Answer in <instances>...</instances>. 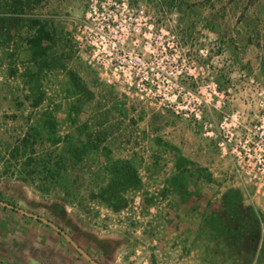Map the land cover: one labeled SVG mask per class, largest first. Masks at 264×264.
Returning a JSON list of instances; mask_svg holds the SVG:
<instances>
[{
    "label": "rangeland",
    "instance_id": "1",
    "mask_svg": "<svg viewBox=\"0 0 264 264\" xmlns=\"http://www.w3.org/2000/svg\"><path fill=\"white\" fill-rule=\"evenodd\" d=\"M97 1L132 9L131 20L122 17L131 35L120 53L134 86L101 80L103 70L79 47L75 34L91 0H0V17L23 13L53 37L44 72L32 61L28 26L10 44L0 40V201L50 220L100 264H194L196 253L176 250L178 231L190 236L191 225H199L204 263L245 264L223 241H209L206 222L229 191L264 220V189L245 174L254 159L222 146L264 116V0ZM116 161L133 164L143 184L125 192L118 212L101 197ZM178 177L186 202L173 191ZM37 221L0 205V233L19 224L53 233L73 260L92 264ZM252 262L264 264V251Z\"/></svg>",
    "mask_w": 264,
    "mask_h": 264
},
{
    "label": "trees",
    "instance_id": "2",
    "mask_svg": "<svg viewBox=\"0 0 264 264\" xmlns=\"http://www.w3.org/2000/svg\"><path fill=\"white\" fill-rule=\"evenodd\" d=\"M25 26L34 31V34L27 40L32 61L40 66V72H44L50 68V43L53 37L47 27L42 25L40 21L26 19L23 13H14L10 17H0V40L3 41L6 38L7 43L10 44L13 41V33ZM24 141L23 146L28 148V139ZM94 148L88 147L87 150H93ZM71 154V159L79 156H74L73 152ZM106 173L109 174L110 181L107 187L101 190V197L109 208L118 212L126 208L128 203L125 192L140 190L143 184L139 178L138 169L127 161L110 163L106 168ZM172 185L173 191L179 195L181 201L186 202L189 190L188 186L185 185V181L178 177L174 179ZM222 203V211L213 213L206 222V227L211 235L209 241H223L231 257L244 256L246 257L245 264H252V258L258 253V249L264 251V220L255 208L244 205L243 198L238 191L227 192L223 196ZM62 211L61 207H55L58 220L63 218ZM37 222L44 224L40 221ZM44 225L53 229L46 224ZM57 234L63 237L59 233Z\"/></svg>",
    "mask_w": 264,
    "mask_h": 264
},
{
    "label": "built area",
    "instance_id": "3",
    "mask_svg": "<svg viewBox=\"0 0 264 264\" xmlns=\"http://www.w3.org/2000/svg\"><path fill=\"white\" fill-rule=\"evenodd\" d=\"M125 13L131 20L132 9L128 3L108 5L91 0L86 20L78 26L75 39L81 49L89 51L92 59L99 65V70H103L99 75L101 80L106 78L108 83L114 84L120 83L123 77L128 80L130 86H134L136 83L132 82V68L124 66L123 55L120 53L131 35L129 25L126 26L127 20H122ZM152 29L150 26L149 30ZM163 49H166L165 46ZM129 59L132 61V53H129ZM134 59L138 64H144V59L139 55H135ZM136 86L139 91L147 90L146 83H137ZM222 146L224 153L232 157L254 159V169L245 171V174L259 180L261 188L264 189V116L258 119L248 133L226 135ZM237 174L243 176L242 169H239Z\"/></svg>",
    "mask_w": 264,
    "mask_h": 264
},
{
    "label": "crops",
    "instance_id": "4",
    "mask_svg": "<svg viewBox=\"0 0 264 264\" xmlns=\"http://www.w3.org/2000/svg\"><path fill=\"white\" fill-rule=\"evenodd\" d=\"M191 226V230L187 228L192 232L191 237L186 230L178 231L182 239L176 250L181 255L183 253L188 255V252L193 251L197 254L194 264H207L204 263V251L199 245L200 235H196L199 232V225ZM43 232L41 235L48 234L50 241L45 240V235L42 237L38 232L23 229L20 224L16 229L10 227L4 229V232L0 233V264H80L76 259L73 260L68 249L61 247L59 239L53 233ZM189 237L190 239L186 240Z\"/></svg>",
    "mask_w": 264,
    "mask_h": 264
},
{
    "label": "water",
    "instance_id": "5",
    "mask_svg": "<svg viewBox=\"0 0 264 264\" xmlns=\"http://www.w3.org/2000/svg\"><path fill=\"white\" fill-rule=\"evenodd\" d=\"M0 205L3 206V207H5V208H9V209L15 210L16 212H18V213H20V214H22L24 216H27V217L36 219V220H38L40 222H43L44 224L52 227L57 233H59L60 235H62L64 238H66L67 241L70 242L77 249V251L83 257H85L88 261H90L92 264H100L97 261H95L92 257H90L85 251H83L62 228H60L59 226L55 225L50 220H48L46 218H43V217H40L38 215L32 214V213H30L28 211L19 209V208L15 207V206H13V205H11L9 203H6V202L0 201Z\"/></svg>",
    "mask_w": 264,
    "mask_h": 264
}]
</instances>
